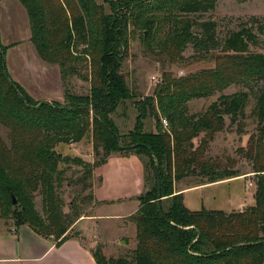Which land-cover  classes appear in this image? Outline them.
I'll use <instances>...</instances> for the list:
<instances>
[{
	"label": "trees",
	"instance_id": "obj_1",
	"mask_svg": "<svg viewBox=\"0 0 264 264\" xmlns=\"http://www.w3.org/2000/svg\"><path fill=\"white\" fill-rule=\"evenodd\" d=\"M19 1L28 14L39 57L60 69L63 84L69 78H81L90 84V91L75 95L66 90L63 106L35 101L10 76L8 48L0 38V124L11 138L10 146L0 144V213L9 215L19 207L16 219L21 224L43 237L52 236L58 245L79 238L80 232H71L82 210L73 203L71 212L65 213L54 192L56 179L63 175L55 147L80 143L90 135L98 160L94 165L72 161L82 167L78 183L91 188L88 181L93 172L113 154H134L142 161L146 157L156 182L153 189L146 187L139 210L128 220L136 226V248L130 255L107 257L98 244L92 250L97 264H264V85L251 87L264 81V54L251 52L258 45L257 33L242 24L219 39L217 23L203 17L216 10L219 0ZM138 32L147 50L170 63L191 45L198 57L220 49L232 52L242 68L234 79L226 76L231 66L227 61L214 71L187 78H172L164 72L153 95L145 97V102L136 101L135 126L123 137L113 114L135 97L124 76V63ZM232 83H243L249 91L222 94L206 114L190 112L191 100L209 97ZM251 97L258 132L250 139L245 157L252 161L256 176L255 204L232 212L190 210L183 193L174 192V182L215 176L213 166L203 163L199 153L222 131L226 117L234 125L244 116ZM149 115L156 126L144 123ZM161 117L168 122L166 129ZM202 132L206 135L196 146L194 140ZM35 192L44 197L46 220L35 209ZM94 200L90 196L87 201L96 206Z\"/></svg>",
	"mask_w": 264,
	"mask_h": 264
},
{
	"label": "rangeland",
	"instance_id": "obj_2",
	"mask_svg": "<svg viewBox=\"0 0 264 264\" xmlns=\"http://www.w3.org/2000/svg\"><path fill=\"white\" fill-rule=\"evenodd\" d=\"M97 2L103 4V0H97ZM105 7L108 11L109 7ZM203 17L205 20H212L217 23L216 32L219 39L225 37L229 33L228 31L235 30L242 24H247L246 27L252 29V31L258 35V45L252 46L251 52L264 54V0H247L246 2H239L238 0H219L216 10L207 13ZM249 22L251 25L248 24ZM0 38L3 45L8 48L6 63L7 66L10 65L8 68L9 70L11 69V72L15 69L14 66L21 65L23 61H28V59L30 61L34 60L33 55L35 54L32 49L35 48V46L31 40L30 21L26 9L21 5L19 0L0 1ZM31 46L34 47L31 48ZM129 50V56L125 59L124 63V76L135 97L132 100H127L122 103L113 114L116 127L123 137L135 126L138 116L135 104L136 101H141V103L145 102V97L153 95V92L161 82L164 72L172 75V78H187L190 75H195L200 72L214 71L221 62L225 63L227 61L231 66L229 70L226 71V76L230 79H234L237 75L236 71L242 68H239L240 66L236 64L234 58L237 55H234L232 52L220 49L213 51L207 56L198 57L194 56L195 52L191 45H188L187 50L180 58L170 63L165 60V57H160V55L156 56L155 53L153 54L146 49L144 39L140 32H138L130 42ZM38 58L40 59L39 56ZM40 60L45 63L42 59ZM10 71L9 73H11ZM65 84L62 101L37 102H44L46 105L57 104L63 106L67 104L65 100L66 90L75 95L88 94L90 91V84L83 81L81 78H69L65 81ZM263 85L264 81L261 83H253L251 87L254 86L258 88ZM238 91L247 92L249 89L245 88L243 83L237 85L232 83L227 88L209 97L191 100L189 103L190 112L206 114V110L209 106L218 101L222 94L231 95ZM254 106L255 99L251 97L250 102L244 108V116L239 118L234 125H230V118L226 117L222 131L216 133L213 141L209 142L207 147L200 151V159L203 163L213 166L215 176L203 177L197 175L184 178L182 182L176 181L177 183L174 182L176 183L174 184V192L175 190L184 189L185 187L206 185L208 190L206 189L204 193H195L197 195L196 197L210 202L212 207H217L216 205L222 207L226 206V209L230 210L228 212L240 211L255 203L256 176L252 173V161L245 157L249 148L250 139L256 136L258 132L257 118L253 110ZM163 118L164 117H161V126L166 129L167 126L162 122ZM144 123L147 124L148 127L151 124L152 126H156V122L150 115L145 119ZM148 130L149 129H147V131ZM153 130L156 131V129ZM205 135L206 133L202 132L200 137L194 140L196 146L200 145L201 139ZM10 139L9 131L5 126L0 124V144L10 146ZM55 150L60 157L59 169L63 171V175L59 176L58 179L55 177L54 192L62 201L63 211L65 213L71 212L70 206L73 203H76L83 213L82 218L73 225L71 233H79L80 230L84 228L93 245L95 244L96 246L97 244L98 246V243H100L98 242L100 239L97 237V234L108 244L107 256L116 255L115 257H117L130 255L137 245L135 241V229L132 226L121 228V225L115 220L98 221L97 223H92L94 226H96L95 224L98 226H96L94 231L92 226L89 225V227L86 225L88 223H85L87 220L84 219H89V217L98 213L110 214L112 216L126 214L131 210V207L137 204V200L122 199V201L118 203L106 205L99 203L97 208L94 202L87 201L88 198L92 196L96 202L93 192L95 186L101 182V179L97 176L98 172L95 170L92 179L88 181V183H91V188L84 187L83 182L78 183L82 176V167L77 166L72 161L74 159H81L92 165L97 162L98 159L94 153L90 135L85 137L80 143L58 144ZM65 157H67V160H65ZM62 159L69 163L62 162ZM143 161L146 163L147 189H153L156 184L154 170L151 165H149V161L146 157H144ZM104 171H108L109 173L111 168H109V170L107 168ZM231 173L234 175L231 176ZM115 175H117L116 178L120 177L122 180L127 178L125 177V172L121 169H118ZM115 175L111 178L114 179ZM192 196L195 195L193 193L189 195V197ZM43 198L44 197L39 192L34 193L35 209L39 212L41 217L46 220L47 216L43 209ZM11 212L12 213L9 215L0 213V227H3V225L14 227L21 225V220L16 219L18 215L20 216L19 207L12 208ZM121 235H126L128 239L126 245L123 244L119 246V244L125 242H119L118 236Z\"/></svg>",
	"mask_w": 264,
	"mask_h": 264
},
{
	"label": "crops",
	"instance_id": "obj_3",
	"mask_svg": "<svg viewBox=\"0 0 264 264\" xmlns=\"http://www.w3.org/2000/svg\"><path fill=\"white\" fill-rule=\"evenodd\" d=\"M33 47L31 46V48ZM32 50L35 54L33 55L34 60L30 61L28 59V61H23L21 65L14 66L13 72L10 71L11 69L9 70L8 67L10 65L7 66L6 63L7 70L11 72L9 73L10 76L36 101H62L64 97V84L61 79L60 69L57 66L43 63L40 60L41 58H38L39 55L35 48ZM121 155L123 154H113L106 164L96 169L98 172L97 176L101 179V182L95 186L93 192L97 202L96 208L99 203L104 205L113 204L122 201V199H134L137 200V204L131 207V210L126 214L112 216L110 214L98 213L84 220H87L85 223L88 224L86 225L92 226L94 231L97 224L94 226L92 223H97L98 221L115 220L118 221L121 228L132 226L135 229L136 241V226L128 220L130 216L139 210L140 198L144 196L146 191V164L134 154L128 156ZM107 168L108 170L111 168L109 173L108 171H104ZM118 169L123 170L127 178L123 180L120 177L116 178L117 175L115 173ZM114 175V179L111 178ZM178 181L182 182L183 179ZM206 189L208 190L206 185H201L185 187L184 189L175 190V192L183 193L185 205L192 211L201 210L202 208L230 211L226 209V206L216 205L217 207H212L210 202L196 197L195 193H204ZM192 193L195 196L189 197ZM97 237L100 239L98 240L100 242L98 244L103 245V252L106 255L108 253V244L98 234ZM118 240L121 243L125 241L119 244V246L126 245L128 242L126 235L118 236ZM90 241L91 239L84 228L80 230L79 238L72 237L63 244L58 245L52 236L50 238L43 237L27 224H21L17 227L3 225V227H0V264H97L92 255V250L97 247V244L95 246Z\"/></svg>",
	"mask_w": 264,
	"mask_h": 264
},
{
	"label": "water",
	"instance_id": "obj_4",
	"mask_svg": "<svg viewBox=\"0 0 264 264\" xmlns=\"http://www.w3.org/2000/svg\"><path fill=\"white\" fill-rule=\"evenodd\" d=\"M120 148H123V146H121L120 144L118 145ZM65 160H67V157H65ZM156 177L158 178V186H159V190H160V187H161V180H160V176H159V173H158V169L156 168ZM160 192V191H159ZM162 199V193L160 192L159 193V201H161ZM17 199L15 196H13V204L16 206L17 205Z\"/></svg>",
	"mask_w": 264,
	"mask_h": 264
},
{
	"label": "built area",
	"instance_id": "obj_5",
	"mask_svg": "<svg viewBox=\"0 0 264 264\" xmlns=\"http://www.w3.org/2000/svg\"><path fill=\"white\" fill-rule=\"evenodd\" d=\"M162 122L165 124V126L168 127V122H167V120L165 118L162 119Z\"/></svg>",
	"mask_w": 264,
	"mask_h": 264
}]
</instances>
